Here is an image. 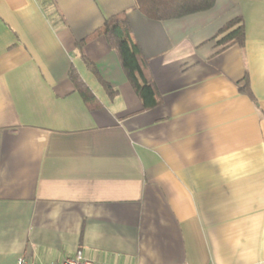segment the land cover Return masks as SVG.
Listing matches in <instances>:
<instances>
[{"label": "crops", "instance_id": "obj_1", "mask_svg": "<svg viewBox=\"0 0 264 264\" xmlns=\"http://www.w3.org/2000/svg\"><path fill=\"white\" fill-rule=\"evenodd\" d=\"M123 15L154 109L98 33ZM238 17L244 44L219 52ZM78 251L96 264H264V0L165 21L135 0H0V264Z\"/></svg>", "mask_w": 264, "mask_h": 264}, {"label": "trees", "instance_id": "obj_2", "mask_svg": "<svg viewBox=\"0 0 264 264\" xmlns=\"http://www.w3.org/2000/svg\"><path fill=\"white\" fill-rule=\"evenodd\" d=\"M137 10L151 20L165 21L180 19L190 15L210 11L216 0H135ZM104 35L110 46L118 54L127 79L140 98L144 110L158 107L162 101L153 80L142 48L135 39L127 16L123 15L108 23L104 30L98 32ZM216 47L219 52L232 46H242L245 42V25L242 17L230 21L216 35ZM97 74V73H96ZM106 89L109 98L113 99L118 91L103 78L96 75ZM70 79L90 109L100 106L99 100L92 92L76 69L70 73ZM241 92L252 96L249 82L246 78L245 87Z\"/></svg>", "mask_w": 264, "mask_h": 264}, {"label": "built area", "instance_id": "obj_3", "mask_svg": "<svg viewBox=\"0 0 264 264\" xmlns=\"http://www.w3.org/2000/svg\"><path fill=\"white\" fill-rule=\"evenodd\" d=\"M16 264H32L24 258L17 260ZM59 264H96L87 260L81 251H78L74 257L66 258L62 263Z\"/></svg>", "mask_w": 264, "mask_h": 264}, {"label": "rangeland", "instance_id": "obj_4", "mask_svg": "<svg viewBox=\"0 0 264 264\" xmlns=\"http://www.w3.org/2000/svg\"><path fill=\"white\" fill-rule=\"evenodd\" d=\"M82 71H83V75L85 76V78H86V80L90 83V85L95 89V90H102V88L101 87H99L97 84H94L93 83V79H90V78H92V75H90V74H87L86 73V71H85V69L83 68L82 69Z\"/></svg>", "mask_w": 264, "mask_h": 264}]
</instances>
